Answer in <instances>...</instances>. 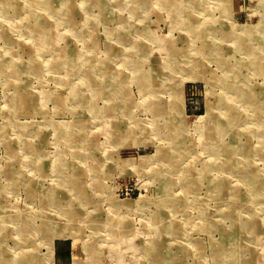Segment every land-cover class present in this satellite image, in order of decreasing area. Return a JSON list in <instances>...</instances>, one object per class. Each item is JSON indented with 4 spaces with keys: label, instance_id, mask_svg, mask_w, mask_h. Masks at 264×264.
<instances>
[{
    "label": "rangeland",
    "instance_id": "obj_1",
    "mask_svg": "<svg viewBox=\"0 0 264 264\" xmlns=\"http://www.w3.org/2000/svg\"><path fill=\"white\" fill-rule=\"evenodd\" d=\"M61 241L264 264V0H0V264Z\"/></svg>",
    "mask_w": 264,
    "mask_h": 264
},
{
    "label": "crops",
    "instance_id": "obj_2",
    "mask_svg": "<svg viewBox=\"0 0 264 264\" xmlns=\"http://www.w3.org/2000/svg\"><path fill=\"white\" fill-rule=\"evenodd\" d=\"M193 89L194 88L192 87V85H190L186 88V92L192 93ZM68 253H69V247L66 242L61 241L55 244V261L58 264H66L68 260Z\"/></svg>",
    "mask_w": 264,
    "mask_h": 264
},
{
    "label": "built area",
    "instance_id": "obj_3",
    "mask_svg": "<svg viewBox=\"0 0 264 264\" xmlns=\"http://www.w3.org/2000/svg\"><path fill=\"white\" fill-rule=\"evenodd\" d=\"M125 189H126V192H125V193H126V195H129V194H130L129 192L131 191V189H129V188H126V187H125Z\"/></svg>",
    "mask_w": 264,
    "mask_h": 264
},
{
    "label": "bare ground",
    "instance_id": "obj_4",
    "mask_svg": "<svg viewBox=\"0 0 264 264\" xmlns=\"http://www.w3.org/2000/svg\"><path fill=\"white\" fill-rule=\"evenodd\" d=\"M34 5V4H33ZM136 42V41H135ZM53 60H54V58H53ZM52 61V60H51ZM54 62V61H53ZM3 70V69H2ZM3 75V74H2ZM102 83V82H101ZM16 94V93H15ZM233 117V116H232ZM216 122V121H215ZM221 130V129H220ZM244 148V147H243ZM243 151H244V149H243ZM120 239V238H119ZM233 239V238H232ZM164 251V250H163ZM217 253V252H216ZM227 254V253H226ZM174 262V261H173Z\"/></svg>",
    "mask_w": 264,
    "mask_h": 264
}]
</instances>
